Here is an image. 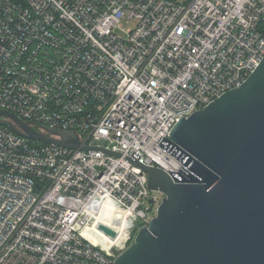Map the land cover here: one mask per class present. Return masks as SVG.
<instances>
[{
  "label": "built area",
  "instance_id": "2783aa9c",
  "mask_svg": "<svg viewBox=\"0 0 264 264\" xmlns=\"http://www.w3.org/2000/svg\"><path fill=\"white\" fill-rule=\"evenodd\" d=\"M263 59L264 0H0V110L82 146L0 117V264H114L162 202L127 158L179 170L175 125Z\"/></svg>",
  "mask_w": 264,
  "mask_h": 264
},
{
  "label": "water",
  "instance_id": "95a60500",
  "mask_svg": "<svg viewBox=\"0 0 264 264\" xmlns=\"http://www.w3.org/2000/svg\"><path fill=\"white\" fill-rule=\"evenodd\" d=\"M0 117L12 119L29 140L82 148L74 133L52 130L60 141L8 111L0 110ZM161 146L179 170L127 158L148 175L150 191L164 198L114 264H264V59L240 88L180 120ZM99 229L118 236L105 225Z\"/></svg>",
  "mask_w": 264,
  "mask_h": 264
},
{
  "label": "rangeland",
  "instance_id": "374dc122",
  "mask_svg": "<svg viewBox=\"0 0 264 264\" xmlns=\"http://www.w3.org/2000/svg\"><path fill=\"white\" fill-rule=\"evenodd\" d=\"M133 26H135L134 23H129V24H128V23H125V25H124V30L128 31V30H130ZM100 144H101V145H105L106 143H105V142H101ZM159 198H161V201H162V199L164 198V196H163L162 194L159 193ZM157 205H158V204H157ZM139 230H140V228L137 230V232H136V234H135V236H134V239H135L137 233L139 232ZM134 239H133V241L131 242L130 245L133 244Z\"/></svg>",
  "mask_w": 264,
  "mask_h": 264
},
{
  "label": "bare ground",
  "instance_id": "6f19581e",
  "mask_svg": "<svg viewBox=\"0 0 264 264\" xmlns=\"http://www.w3.org/2000/svg\"><path fill=\"white\" fill-rule=\"evenodd\" d=\"M102 218H104V217H102ZM94 222H95V220H94ZM106 223H107V221H106ZM107 224H109V223H107ZM123 230H125V227L123 228ZM125 239H126V230L123 232L122 235L121 234L118 235V237L116 239H114V241H116L117 244H122Z\"/></svg>",
  "mask_w": 264,
  "mask_h": 264
},
{
  "label": "trees",
  "instance_id": "16d2710c",
  "mask_svg": "<svg viewBox=\"0 0 264 264\" xmlns=\"http://www.w3.org/2000/svg\"><path fill=\"white\" fill-rule=\"evenodd\" d=\"M35 144H36V142H35Z\"/></svg>",
  "mask_w": 264,
  "mask_h": 264
}]
</instances>
